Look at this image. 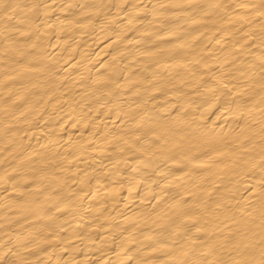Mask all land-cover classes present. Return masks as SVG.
<instances>
[{
  "label": "bare ground",
  "instance_id": "bare-ground-1",
  "mask_svg": "<svg viewBox=\"0 0 264 264\" xmlns=\"http://www.w3.org/2000/svg\"><path fill=\"white\" fill-rule=\"evenodd\" d=\"M0 264H264V0H0Z\"/></svg>",
  "mask_w": 264,
  "mask_h": 264
}]
</instances>
